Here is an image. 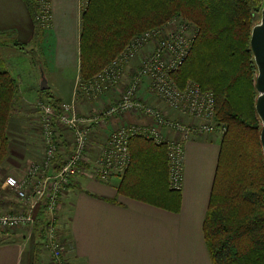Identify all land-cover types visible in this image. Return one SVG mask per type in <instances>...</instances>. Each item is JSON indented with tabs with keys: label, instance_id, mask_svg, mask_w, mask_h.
I'll return each mask as SVG.
<instances>
[{
	"label": "trees",
	"instance_id": "trees-1",
	"mask_svg": "<svg viewBox=\"0 0 264 264\" xmlns=\"http://www.w3.org/2000/svg\"><path fill=\"white\" fill-rule=\"evenodd\" d=\"M33 10V3L26 0ZM263 0H87L79 37L80 81L103 70L134 36L159 28L178 15L197 30L184 63L172 73L182 89L188 81L210 91L220 152L202 231L210 264H264V164L255 113L256 68L250 33ZM22 50L0 33V47ZM47 102L57 106L48 91ZM20 105L16 81L0 56V168L9 158L8 125ZM130 164L116 185L117 196L178 213L181 191L168 185L165 145L133 138ZM44 221L39 214L32 232ZM39 241V240H38ZM38 249L40 245L37 244ZM34 264L39 257L35 254Z\"/></svg>",
	"mask_w": 264,
	"mask_h": 264
},
{
	"label": "built area",
	"instance_id": "built-area-1",
	"mask_svg": "<svg viewBox=\"0 0 264 264\" xmlns=\"http://www.w3.org/2000/svg\"><path fill=\"white\" fill-rule=\"evenodd\" d=\"M30 2L38 27L48 30L52 23L51 0ZM196 34L194 26L182 21L163 35L155 30L144 32L132 38L91 79L78 78L71 102L57 106L43 101L33 104L42 147L38 159L3 179L0 191L10 193L19 209L0 213V230L24 229L32 234L41 214L44 221L37 227V235L49 253V264H68L66 246L58 233L60 200L81 177L106 183L123 175L131 161L129 142L133 138L165 145L169 188L181 191L184 142L226 130L214 121L213 93L191 81L179 89L171 78L188 57ZM150 45L151 50H147ZM136 60L137 67L131 71ZM141 90L157 102L144 100ZM109 94L111 97L103 101ZM79 97L97 105L86 114L80 113L76 104ZM133 114L150 118L152 124L129 120L107 131L112 120Z\"/></svg>",
	"mask_w": 264,
	"mask_h": 264
},
{
	"label": "crops",
	"instance_id": "crops-1",
	"mask_svg": "<svg viewBox=\"0 0 264 264\" xmlns=\"http://www.w3.org/2000/svg\"><path fill=\"white\" fill-rule=\"evenodd\" d=\"M82 6V0H51L52 23L48 30H42L26 0H0V33L15 38L22 45L48 46L54 55L73 59L78 79ZM8 72L16 81L10 69ZM76 82L68 101L59 97L56 101L71 102ZM49 95L52 97L51 93ZM108 97L111 94L103 101ZM140 97L154 102L146 90H141ZM76 104L78 111L84 113L97 105L82 97ZM159 105L165 108L164 104ZM19 108L8 125L9 158L0 168V174L3 170L7 174L18 173L29 159L39 158L42 139L37 129V115L31 114L23 103ZM171 116L177 117V114ZM129 120L152 124L150 118L133 114L112 120L107 131ZM31 134L38 140L36 147ZM183 150L178 213L117 196L116 185L122 175L106 183L88 177L77 179L60 200L57 216L58 233L66 246L68 264H210L202 225L216 174L220 140L213 134L194 136L184 142ZM2 208L17 210L19 205L10 193L0 191ZM22 231L26 236L21 235ZM13 233L6 235L0 244V264H34L37 251L39 257L35 264L50 263L48 251L36 237L24 229Z\"/></svg>",
	"mask_w": 264,
	"mask_h": 264
},
{
	"label": "rangeland",
	"instance_id": "rangeland-1",
	"mask_svg": "<svg viewBox=\"0 0 264 264\" xmlns=\"http://www.w3.org/2000/svg\"><path fill=\"white\" fill-rule=\"evenodd\" d=\"M86 2L87 0H82V3H83L82 10L84 9ZM258 20L259 18L256 17V20H255L256 23L258 22ZM178 21L187 22L188 24L191 25V23L182 19V17L178 15L177 17L171 18L170 20L165 22L163 25H161L159 28L154 29V30L159 31L163 35L165 34L166 31H170L171 28H174V26L176 25ZM151 47L152 45L148 46L147 50H151ZM21 48L22 50H19L17 49V47L15 48L9 45L5 47L4 46L0 47V56L3 60L4 67L7 70L8 69L11 70V74L16 77L15 78L16 81H18V83L20 84L19 85L16 82L19 85V88H18L19 94L21 92L20 94L21 102L20 103H23L26 107H28L29 109L28 111H31V114L35 113L37 115L33 104H35L37 101L47 102L46 101L47 98H44V95L41 94V91H40L41 82L43 80H45L48 86V89L46 91H48V94L49 93L52 94V97H53L51 98L52 100L54 99L56 100V98L59 97L63 101H68L72 93L73 85L77 80L76 79L77 78L76 61L73 62L74 61L73 59L61 58L59 56L54 55L53 51L51 52L48 50V46L34 45L32 47V45H28V46L21 45ZM137 64H138L137 62L133 63L131 71L135 70V68L137 67ZM134 66L136 67L134 68ZM147 84H149V82L145 83L146 87H147ZM152 98L154 99V103H156L157 102L156 98L154 97ZM102 103L103 101L101 102V104ZM93 107H91V109ZM86 109H87V106H85V110ZM80 112L84 113L83 111H80ZM180 119L186 121V118L185 119L180 118ZM222 134L223 133L216 132L213 135L218 136L220 140V136ZM31 135H32L31 139L34 140V144L36 147L38 145V140L36 138H33L35 134L34 135L31 134ZM24 138L26 139V137ZM31 160L32 159H29L28 162ZM14 174H17V173H14ZM14 174L13 173L7 174L3 170V172L0 174V185L3 179L6 177V175H14ZM4 210L3 208L0 209V213L4 212ZM17 231L18 230L16 231L0 230V244L4 242V238L6 235L7 236L10 234L12 235L14 234L13 232H17ZM21 235L26 236L25 232L23 231L21 232Z\"/></svg>",
	"mask_w": 264,
	"mask_h": 264
},
{
	"label": "water",
	"instance_id": "water-1",
	"mask_svg": "<svg viewBox=\"0 0 264 264\" xmlns=\"http://www.w3.org/2000/svg\"><path fill=\"white\" fill-rule=\"evenodd\" d=\"M249 45L256 68L254 87L257 96L254 109L260 121L259 141L264 164V0L259 20L251 29ZM47 89L48 86L45 80H43L41 82L40 91H46Z\"/></svg>",
	"mask_w": 264,
	"mask_h": 264
}]
</instances>
